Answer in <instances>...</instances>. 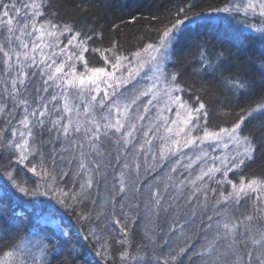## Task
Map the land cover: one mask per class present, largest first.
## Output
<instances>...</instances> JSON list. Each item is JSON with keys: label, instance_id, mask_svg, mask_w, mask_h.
<instances>
[{"label": "snow or ice", "instance_id": "obj_1", "mask_svg": "<svg viewBox=\"0 0 264 264\" xmlns=\"http://www.w3.org/2000/svg\"><path fill=\"white\" fill-rule=\"evenodd\" d=\"M198 6L154 14L130 51L102 46L103 32L64 22L49 0H0V264H264V174L246 175L248 128L264 129V27L246 18H264V0ZM240 13L212 43L209 29ZM254 43L253 70L238 69ZM185 62L202 91L213 80L253 103L213 126L226 113L185 87ZM69 216L78 235L88 225L75 243ZM146 221H163L159 239L134 246Z\"/></svg>", "mask_w": 264, "mask_h": 264}, {"label": "trees", "instance_id": "obj_2", "mask_svg": "<svg viewBox=\"0 0 264 264\" xmlns=\"http://www.w3.org/2000/svg\"><path fill=\"white\" fill-rule=\"evenodd\" d=\"M19 1L20 0H17L18 3ZM49 2L53 5L51 11L58 13L63 18L64 22L79 25L84 29L95 28L98 32H103L106 39L102 46H108V42L115 39L119 41L125 49L130 51L135 50L133 46L139 43L138 38L141 35H147V30L151 29L152 25L148 23L151 17L154 14L163 17L168 9L173 8L176 4V0H49ZM229 3L230 0H198L199 6L195 11H210L214 8H221ZM141 13V21L139 23H132L131 17L133 15L140 17ZM239 22L240 20L235 19L231 23L223 22L215 25L209 29V33L217 36L218 39H212V35L209 36V39L212 40V43H218L219 38L226 39L234 29L240 27ZM114 24L119 25V28L115 31L112 30ZM251 26H253V24ZM253 27L256 28V26ZM260 48L261 45L259 43H254L250 51L238 54L234 57L233 62L237 65V68H246L252 71L253 69L249 62L256 60V55H254V53H258ZM102 63V60L98 57L95 60L90 59V66L93 64H95V66H101ZM176 71L183 74L182 83H184L185 87H190L192 92L201 96L208 106L210 113H219L221 110L226 113V115L218 116L215 119L210 115L213 126H227L230 121L242 115L240 106L246 107L253 103V100L241 98L238 95L230 96L218 82L213 80L208 81V91H202L200 89V77L194 74L195 67L188 62H185L181 67L177 68ZM218 101H222L223 103H218ZM225 104L228 105L227 108H224ZM248 134L254 139L257 145V151L254 161L250 162V167L246 175L259 176L264 174V148L260 147L261 143H264V129L261 128L259 121L249 126ZM31 175V173L28 174V176ZM33 178L35 179V177ZM231 178L234 177L231 176ZM103 194L104 193H101V195ZM66 223L70 226L74 234V243L79 239V235H83L87 231V222H82L83 229L79 235L77 234V228H80L81 225L76 224L74 217L69 216ZM161 227H163V221L157 224H150L146 221L138 230H135L137 234L133 241L134 246H143L147 244L148 238L152 236L153 231L156 232L155 238L159 239V229ZM156 253L159 255L161 253V248H157ZM164 255H167L166 251ZM186 264H188L187 261Z\"/></svg>", "mask_w": 264, "mask_h": 264}, {"label": "rangeland", "instance_id": "obj_3", "mask_svg": "<svg viewBox=\"0 0 264 264\" xmlns=\"http://www.w3.org/2000/svg\"><path fill=\"white\" fill-rule=\"evenodd\" d=\"M236 19H238L240 21L244 20L245 18L243 17V13L238 14L236 16ZM246 23H249L251 25L253 24V26H256V28H261V27H264V18L260 17L259 15H249L246 18ZM4 39L5 38H4L3 34H0V42H3ZM61 39H64V42L66 43V39L65 38L62 37ZM62 103H63V101H61V105H62ZM72 103H73V101L70 99V101H69L70 106H71ZM231 176L232 175L230 174V178H231ZM249 203H251V201H249ZM243 210H244L243 208L240 209V211H243Z\"/></svg>", "mask_w": 264, "mask_h": 264}]
</instances>
